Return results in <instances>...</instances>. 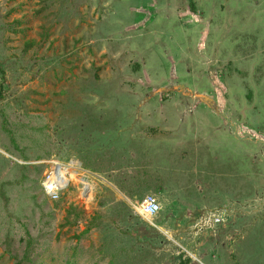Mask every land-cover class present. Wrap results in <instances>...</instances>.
Segmentation results:
<instances>
[{
  "label": "rangeland",
  "instance_id": "1",
  "mask_svg": "<svg viewBox=\"0 0 264 264\" xmlns=\"http://www.w3.org/2000/svg\"><path fill=\"white\" fill-rule=\"evenodd\" d=\"M1 80L0 264H264V0H0Z\"/></svg>",
  "mask_w": 264,
  "mask_h": 264
},
{
  "label": "built area",
  "instance_id": "2",
  "mask_svg": "<svg viewBox=\"0 0 264 264\" xmlns=\"http://www.w3.org/2000/svg\"><path fill=\"white\" fill-rule=\"evenodd\" d=\"M94 175L81 167H72L60 161H50L41 182L42 194L56 200L60 194L70 187L76 189L77 199L83 209H89L93 203ZM134 214L145 222H150L157 217L161 206L152 194H146L137 203H130Z\"/></svg>",
  "mask_w": 264,
  "mask_h": 264
},
{
  "label": "trees",
  "instance_id": "3",
  "mask_svg": "<svg viewBox=\"0 0 264 264\" xmlns=\"http://www.w3.org/2000/svg\"><path fill=\"white\" fill-rule=\"evenodd\" d=\"M3 90H4V82L1 80L0 81V100L2 99ZM80 155H85V154H80ZM81 162H82L83 166L86 167V163L84 162L83 159H82ZM94 169L97 170L95 167H94ZM141 174L144 175V174H151V173L147 172V170H146V171L141 172ZM138 175H139L138 177L140 178V174H138ZM136 176H137V174H136ZM1 195L3 197V193L2 192H1ZM6 243L8 244V242H6ZM6 243L4 242L5 245H7ZM179 264H187V263L184 262V261H181Z\"/></svg>",
  "mask_w": 264,
  "mask_h": 264
},
{
  "label": "crops",
  "instance_id": "4",
  "mask_svg": "<svg viewBox=\"0 0 264 264\" xmlns=\"http://www.w3.org/2000/svg\"><path fill=\"white\" fill-rule=\"evenodd\" d=\"M134 174L128 172V173H125L122 175V178H124L125 181H128V183L132 182L133 180H135L136 178L135 177H132ZM169 184V183H168ZM167 184V185H168ZM123 194V193H122ZM125 196V194H124Z\"/></svg>",
  "mask_w": 264,
  "mask_h": 264
},
{
  "label": "clouds",
  "instance_id": "5",
  "mask_svg": "<svg viewBox=\"0 0 264 264\" xmlns=\"http://www.w3.org/2000/svg\"><path fill=\"white\" fill-rule=\"evenodd\" d=\"M41 189V188H40ZM42 193V192H41ZM43 195V194H42ZM44 196V195H43ZM142 200V199H141ZM130 206V205H129ZM130 208H131V206H130ZM132 210V209H131ZM133 211V210H132ZM161 211V210H160ZM134 213V212H133ZM160 213V212H159ZM138 217V216H137ZM142 220V219H141ZM145 222V221H144Z\"/></svg>",
  "mask_w": 264,
  "mask_h": 264
}]
</instances>
